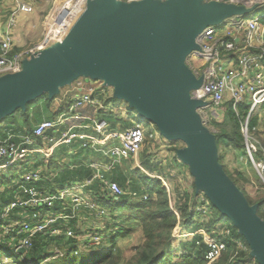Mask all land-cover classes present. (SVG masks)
<instances>
[{"label":"built area","instance_id":"2783aa9c","mask_svg":"<svg viewBox=\"0 0 264 264\" xmlns=\"http://www.w3.org/2000/svg\"><path fill=\"white\" fill-rule=\"evenodd\" d=\"M90 1L62 0L59 6L54 5L48 14L44 39L28 50L20 52L11 50L13 29L17 25L16 15L32 12L34 1L0 0V2H10L12 5L5 28L0 34V76L20 70L22 61L27 56L45 46L60 42ZM166 1L152 0L157 5ZM213 1L243 4L252 8L248 9L247 13H251L256 7L264 4V0ZM247 13L237 15L232 21L225 19L220 21V23L224 22V26L219 29L222 30L219 38L217 37L219 30H216L213 24L204 26L196 34L195 47L188 54L186 63L200 81L189 91V97L198 102L194 110L205 126L206 110H213L224 100L231 102L236 114L239 105L247 106V115L242 124V132L246 137V151L264 182V158L254 161L248 145V140L253 139L248 131V118L264 103V13L257 18H245L244 15ZM228 23H230L229 26H227ZM193 58H199L205 66L202 72H197L190 63ZM84 104L96 106L98 109L103 108L100 100L94 97L93 88H89L80 96L74 95L69 104V111ZM65 119L66 115L58 112L54 119L38 122L31 133L7 132L0 139V247L8 249L0 257V264H36V259L28 257L27 254L32 250L33 242L37 237L49 235L59 238H77L85 227H89V231H84L80 235L85 242V247L82 246L84 249L93 251L99 246H105L102 236L107 228L109 212L106 207L99 205L98 197L93 195L87 187L97 179L100 182V196L105 193L103 197L108 201L119 199L124 191L117 182L109 181L104 173L113 169L123 158L132 157L137 162L136 157L146 139V132L139 123L123 131L109 130L104 119L90 118L89 127L100 134V138L81 131V128L75 130L73 127L55 135L54 132L63 125ZM75 140L80 142L81 148L99 151L102 156L109 157L110 160L105 163L89 162L88 166L92 174L86 182H69L67 186L60 189L48 187L53 179L48 162L53 157L55 149L61 145H69ZM256 142L264 153L259 141ZM137 167L140 168L139 164ZM13 168L19 172L14 182L11 180ZM141 171L150 178L162 180L156 173L143 169ZM7 178L10 179L9 185L4 182ZM38 182L41 183L37 184ZM193 191V199L189 198L187 202L188 209L201 214L202 217H210L211 208L207 196L202 190ZM135 194L133 192V195ZM141 196L146 199L148 194L144 193L139 197ZM175 204L176 202H173L175 214L179 220L180 211ZM97 217L98 220L106 221L96 223ZM201 218H198L199 223H205L206 220H200ZM221 225L224 226L225 231L221 230L223 226L212 230L206 229L203 225L195 229H186L177 222L172 232V246L178 248L179 254H183L184 251L178 246L181 243H192L204 249L205 264L215 263L227 250V242L232 241L229 226ZM75 229L78 231L76 232ZM234 242L236 247H242L239 242ZM20 248H23V251H19ZM237 253L236 250L230 256L228 264L233 262ZM55 255L59 256L57 248L54 250ZM42 257L44 258L45 254ZM48 258H44L40 264Z\"/></svg>","mask_w":264,"mask_h":264},{"label":"water","instance_id":"95a60500","mask_svg":"<svg viewBox=\"0 0 264 264\" xmlns=\"http://www.w3.org/2000/svg\"><path fill=\"white\" fill-rule=\"evenodd\" d=\"M247 11L213 0H167L161 5L91 0L60 42L25 58L20 70L0 76V118L25 109L39 93L51 98L59 86L87 71L96 73L164 136L184 142L177 156L189 164L195 190H202L230 219L250 256L264 264V220L216 160L215 134L195 112L198 102L189 97L200 80L186 63L204 26Z\"/></svg>","mask_w":264,"mask_h":264},{"label":"trees","instance_id":"16d2710c","mask_svg":"<svg viewBox=\"0 0 264 264\" xmlns=\"http://www.w3.org/2000/svg\"><path fill=\"white\" fill-rule=\"evenodd\" d=\"M52 99L53 97L46 99L48 105L51 103ZM33 101L31 102L33 103ZM31 102L26 104L25 110L20 111V114L26 131L29 130L32 132L33 129L31 127V119L28 108L29 105H32ZM17 110L19 109L17 108L16 110H14L9 116L12 117L15 114V111L17 112ZM247 110V106L241 104L238 106V113L236 114L232 109L231 102L227 101L225 103V109L221 113L222 119L217 120L211 118V123L216 129V131H214L215 141L219 145H216L218 150L217 157L219 163L221 164V167L225 174L227 173L226 175L234 184H236L235 179L232 177V174L228 173L225 165L223 164V148L225 150L240 151V153L246 157L248 163H251L247 155L245 137L242 132V124L246 118ZM55 117H52L50 119H54ZM3 121L4 120L0 118L1 133L4 132L2 128ZM255 125L256 116L250 115L248 118V131H250V134L254 133V130L252 128H254ZM5 134L0 137L3 138ZM248 145L251 150V154L254 161L263 160L264 153L262 149L259 146L253 144L250 140H248ZM262 147L264 149L263 145ZM82 150L83 152L87 151L86 149ZM52 164L53 163L50 160L48 162V167L50 168ZM136 171L139 170L136 169ZM234 171L236 173V176L244 178L240 171L235 170V168ZM83 174L84 177L88 176L87 173ZM90 174H92V171L90 172ZM57 178H59L58 173L57 175L53 174V179L51 183L59 184V179L57 180ZM133 180L136 181L135 178H133ZM109 181L117 182L124 191V194L117 200L108 201V199H105L103 197L105 193H102V196H100L101 192L99 190L100 185H98L99 181L93 180L91 184L87 187V189L91 190L92 194L98 197L97 201H101L102 205L108 208L109 211H111L112 213L118 210L130 211V214L134 215L135 219L140 222L142 233L144 236L143 242L135 249L134 255L130 259L124 261L122 264H205V260L203 258L204 249L202 247H196L192 243H181L178 247H180V249L183 250L184 253L179 254V262H175L173 260L174 254L171 242L172 231L177 222H179V225L182 228L195 229L203 225L208 230H212V226L219 222L221 224H224L223 222L230 223V225L228 226L231 227L233 230V232H231L230 238H232V240H234L233 237L236 239H240L247 245L248 248H250L249 245L246 243L245 238L240 233H238L237 228L232 224L230 219L223 215L215 206L211 204L210 201L209 204L211 208L212 218L206 223H199L198 218H201L202 215L199 213L192 212L188 209L187 202L189 198L187 191V194H184V196L186 195L185 197H187V199L183 203L180 200V202H176L175 204V207H177L180 211L178 220L175 214V209L173 207L172 198L169 196L167 188L162 180L156 178L142 177L143 185H141V187H143V189L136 188L135 186H132L130 188L131 184L129 185L127 183L126 177L122 180L109 178ZM71 182L78 183L82 181ZM94 182H97L96 188H92V184ZM40 183L41 182H38L37 184ZM192 190H195L194 181L192 182ZM133 192H135L136 194L133 195ZM241 192L245 197L244 192L242 190ZM144 193L148 194V197L146 199H143L142 196L139 197L141 194ZM246 198L247 197H245V199ZM246 201L249 205H257L256 213L261 219L264 220V198L258 199L255 202H251L247 198ZM108 222L109 216L106 222V227H109ZM129 232L130 229L128 228H123L120 225L116 226V230L110 232L107 231V233H104L106 235L104 237L103 244H106V246H99L98 249H94L93 251H82L76 244V238H59L44 235L37 237L34 240L33 248L31 251L28 252L27 256L37 259L38 263L36 264H40V262L46 257H49V260L47 261L49 262V264H119L122 254L116 244V239L127 237ZM230 241L231 240L227 242V250L218 257V260L215 263L212 264H228L230 256L236 250L238 252L237 256L235 257V259H233V262L230 264H242L245 260H247V258H252L256 262V264H259L255 258L249 255V252L246 254L242 253V250L236 247L237 245L235 244V242L233 245L232 243H229ZM235 241L238 242L237 240ZM181 245H183L184 247H182ZM51 246L52 248H50ZM186 246L188 248H186ZM0 248L2 251L8 250L4 247ZM56 248H59V256H54V250ZM43 254H45L44 258L42 257ZM84 256H88L90 259L88 261H83ZM79 257L81 258V261L78 263L77 259Z\"/></svg>","mask_w":264,"mask_h":264},{"label":"crops","instance_id":"0c3cea01","mask_svg":"<svg viewBox=\"0 0 264 264\" xmlns=\"http://www.w3.org/2000/svg\"><path fill=\"white\" fill-rule=\"evenodd\" d=\"M221 2H224V1H221ZM224 3H231L236 6H241L244 9H252L243 4H237L234 2H224ZM53 4H54L53 0H34V8L32 12L18 13L16 15L17 25L13 29V34H12L13 50H16V51L22 50L26 46H29V45L33 46L34 44L42 40L43 33L46 28L45 18L47 14H49L50 10L53 8ZM11 6L12 5L10 2H0V34H2L5 28V25L7 23V18L10 13ZM57 6H59V3L57 4ZM263 8H264V4L259 7H256L254 10H252L251 13H247L246 15H254L256 12L260 13L263 11L262 10ZM236 16L237 15H230L224 19L232 21ZM1 18L3 20H1ZM221 33H222V30H219L217 34L218 38L221 36ZM198 62H201L199 58H193L190 61L192 65H195ZM94 75H96V73L94 72H93L92 77L88 76V74H83V75H80V77L79 76L76 77L74 80L70 81L69 83L59 86L58 93L51 100V103L47 105L45 102L46 100L44 101V103L46 104V109L45 111L42 109L40 110V111H43V114L41 117L37 118L36 120L33 119V116L35 115L34 112L36 110V106L32 107L33 106L32 105L31 108L29 109L32 129L41 120L50 119L52 117L57 116L58 112L59 114L64 113L66 115V119L63 121V125L59 126L58 130L54 132L55 135L59 134L61 131H64L68 128L73 127L75 130L77 129L80 130L81 128V131L100 138L101 137L100 134L90 129L89 127L91 123L89 120L90 118L91 119L93 118L104 119L107 124V129L117 130V131H123L124 129H127L131 127L133 124L137 123L135 119L129 116L131 115L130 113L132 112L131 111L132 108L129 106L127 101L116 96L114 86L105 83L103 78L94 76ZM89 88H93L94 97L100 100V102L103 104V108L98 109L96 108V106H92L90 104H84L83 106L79 108L69 111V104L71 102L72 97L74 95L80 96L81 94L86 93ZM41 104H42L41 102L38 103L39 106ZM50 105L51 107H49ZM18 109L19 110H17V112L15 111V114L12 117L9 116L10 114L2 117V120H4L2 123V128L4 132L3 133L0 132L1 133L0 136H3V134L7 132H11L15 134L31 132L29 130L26 131L25 126L18 125L17 115H19L20 118H22L20 111L25 110L22 108H18ZM133 111L135 110L133 109ZM255 116H256V125L254 126V131L256 133H254V137H258L260 140V141L258 140L260 143V146L262 145L264 146V103L259 106V108L257 109V114ZM0 139L2 138L0 137ZM75 143H78L80 146V142H78L77 140L73 141L69 145H72ZM180 145L181 143L177 145L173 142V140L167 138L163 134L161 135L157 134V137L155 140L153 139V142L145 143L143 145V147L140 150L139 156H137L136 158L140 162L141 166L144 167V169L150 173L160 172L161 170L163 172L165 168L167 167H170V169L171 168L174 169L177 166V168L186 171L187 177L189 175V182H190V180L192 179V176L190 175L192 174L190 173L191 170H190L189 164L185 160H183L181 157L177 156L176 154V146H179L181 148L184 146V144L183 146L182 145L180 146ZM61 146H67V145H61ZM163 149L165 150V153L166 152L172 153L171 157H173V159L170 157V159L167 160V162H165V159H162V160L157 159L156 151L163 150ZM84 153H86L87 158L90 159L89 162L105 163L110 160L109 157H104L101 155L99 151H96L93 149L84 151ZM158 153L162 155L161 152H158ZM51 161L53 164L50 167V170H51L50 172L55 175H57L58 173L59 178H57V180L59 179V184L50 183L49 187H54V188L59 187L60 189V188H64L65 186H67L69 182L71 181H78V180L71 179L72 176H74L73 172L69 173L68 171H66V174H64L66 176H63L62 174H60L59 171L55 169V165L58 164L59 162L56 161L53 157L51 158ZM120 164H121V160H120ZM145 167L148 169H146ZM119 168H118V165H115L113 169L104 173L106 174L105 177L108 180L109 178L122 180L125 176H127V174L130 173L131 171L130 168H133V167L125 168L121 166V168L120 169ZM86 169L88 171H84L83 169L81 170L80 175L82 177L83 173H87L88 176L82 177L83 179L80 180L82 182H78V183H83L86 180H89L91 178L90 176L91 169L89 168V166ZM189 189H190V186L189 188H187V190L189 191ZM80 223L82 224V222Z\"/></svg>","mask_w":264,"mask_h":264},{"label":"rangeland","instance_id":"374dc122","mask_svg":"<svg viewBox=\"0 0 264 264\" xmlns=\"http://www.w3.org/2000/svg\"><path fill=\"white\" fill-rule=\"evenodd\" d=\"M53 1H54L53 6L54 5L57 6V4L58 3L60 4L62 0H53ZM120 1H122V0H120ZM33 8H34V4H33ZM262 10L263 11L260 12V13L256 12L254 15H244V17L245 18H249L250 16H252V17H256L257 18V17L261 16L264 13V8ZM48 17L49 16L47 14V16L45 18L46 28H45V31L43 33L42 40L44 39L45 34H46ZM1 20H3V19L1 18ZM7 20H8V18H7ZM229 25H230V23L227 24V26H229ZM213 26H214V28L216 30H219V29H221L224 26V22L215 23V24H213ZM12 42H13V40H12ZM30 47H32V46L31 45L26 46L24 49L19 50V51L20 52L26 51ZM11 50L13 51V43L11 45ZM193 67L197 70V72H202L203 69L205 68V66L202 65V62H198L197 64L193 65ZM188 69H189V67H188ZM85 74H88V76H90V77L93 76V72L92 71H87ZM94 76L100 77L99 75H94ZM54 96H52V97L54 98ZM49 98H50V96H49V94L47 92H42V93L37 94V96L34 97V99H32V100H34L33 103H32L33 106L29 105L28 108L30 109L31 106L32 107L36 106V110L34 112L35 115L33 116L34 120H36L37 118L42 116L43 111H40V110L42 109V110L45 111L46 104H47V100L46 99H49ZM118 100H120V99H118ZM44 101L46 102V104L44 103ZM40 102L42 104L39 106L38 103H40ZM226 102H227V100H224L220 105L215 106L213 110L212 109L211 110H209V109L206 110L207 111V119H206L205 123H206L207 128L210 129L213 132L216 131V129L213 127V125L211 123V118L217 119V120L218 119L219 120L222 119L221 113L225 109V103ZM208 104H210L209 101H208ZM49 107H51V105ZM131 111H132L130 113L131 115H129V116L131 118L135 119L137 123L141 124L143 126V129L146 132V136L147 137H146L143 145L145 143L153 142V139L154 140L156 139L157 134L158 135L163 134L162 129L159 128L155 123H153L150 120L140 116L135 111H133V109H131ZM44 114H45V112H44ZM256 114H257V111L253 112V114H251V115H256ZM17 116H18V120H17L18 125L24 126L22 118H20L19 115H17ZM254 133H256V132L254 131ZM254 133H252V134L249 133L250 137L253 138V139H249V140L253 144L259 146L258 143L256 142L258 137H254ZM258 140H259V138H258ZM173 142L175 144H177V145H179L181 143L182 146L184 144V143H182L183 141L181 142V139H173ZM215 144L218 145L216 143V141H215ZM180 149H181V147L176 146V154L177 155H178V151ZM220 149H221V147H220ZM158 152H161L162 155L159 154ZM156 153H157V159H160V160L165 159V162H167V160H169L171 155H172V153H169V152L165 153L164 149L156 151ZM139 154H140V152L138 153V156H139ZM217 154H218V150H217ZM223 154H224L223 164L225 165L228 173L232 174V177L235 179L236 184H237V185L236 184L235 185L237 186V188L239 190H242L244 192L245 197H247L251 202H255L258 199L264 198V182L259 177L258 172H257L254 164L252 162L249 164L247 159H246V157L244 155H242L240 153V151H238V150H225L223 148ZM53 158L56 161L59 162L58 164L55 165V169H57L60 174H62L63 176H66V175H64V174H66V171H68L69 173L73 172L74 176H72L71 179L80 181V180L83 179L82 177H84V174H82V177L80 175L81 170L84 169V171H88L86 168H88V163H89L90 159L87 158V154L83 152V150L81 149V147L79 146L78 143H75V144H72V145H67V146H61V147L56 148L55 151H54ZM171 158L173 159V157H171ZM216 160L219 163V160H218L217 156H216ZM137 161H138V159H137ZM137 164H140V162L137 163L135 161V159L132 158V157L123 158V159H121V164L120 163L118 164V168L119 167L121 168V166H123L125 168L133 167V168H130V170H131L130 173L127 174V176H125L126 180H127V183L129 185L131 184L130 188L132 186H135L136 188H140V189L142 188L143 189V187H141V185H143L142 177L144 178V177H148V176L146 174H144V172L141 171L142 169L145 170L144 167H142L141 164H140L139 165L140 168H141V170H140V168L137 167ZM219 165H220V163H219ZM234 168H235V170L240 171L244 178L236 176ZM136 169L139 170V171H136ZM146 169H148V168H146ZM11 170H12L11 172L13 173L11 180H12V182H14L16 180L17 176L19 175V172H18V170L16 168H13ZM156 174L159 175V177H161L162 181H164L165 186L167 188V191L169 192V196L172 198V201L174 203L175 202L178 203V202H180V200L183 203L187 199V197H185L186 195L184 196V194L188 191L187 188H189V186H190V189H189L190 192L188 194V198L193 199L194 191L192 192V188H191V186H192L191 184L193 182V177H192V179L190 178L191 180L189 182V175L187 177L186 171H184L182 169H179L176 166L174 169L173 168L170 169V167H167V168H165V170L163 172L161 170L160 172H156ZM190 176H192V175H190ZM133 178H135L136 181L133 180ZM148 178H150V177H148ZM172 179H174V180H172ZM96 181H97V179H96ZM4 182H5L6 185H9L10 184V179H8V178L4 179ZM98 185H100V182L98 183ZM96 187H97V182H94L92 184V188H96ZM84 192L87 193L86 191H84ZM98 203H99V205L103 206L101 201H99ZM106 209L109 212V222H108L109 227H107L105 233H107V231L110 232V231L116 230V226H118V225L122 226L123 228L130 229V232H129L127 237L116 239V244L119 247V249L121 251V254H122L119 264H122L124 261L130 259L134 255L135 249L144 240L142 229L140 228L141 224H140V222L138 220L135 219L134 215L130 214V211H128V210H118V211H114L112 213L111 211H109L108 208H106ZM211 218H212V216H210V217L209 216L208 217L204 216L200 220H206V222H207ZM96 220H97L96 223H100V222H105L106 221V220H103V219H99L98 220V217L96 218ZM223 223L226 224L227 226L230 225V223H226V222H223ZM100 226H102V225H100ZM220 226H223V225H221V223L219 222V223H216L214 226H212V228H215V227L219 228ZM229 228L231 229V232H233L232 228L231 227H229ZM221 230L225 231L224 226L221 228ZM75 231L77 232L78 229H75ZM81 231L82 232L79 233V235L76 238L77 239V246H79V248L82 251H84V250L88 251V250L83 248V247H85L84 246L85 242L83 241L84 239H82L83 236H80V235H82L84 233V231L85 232L89 231V227H85ZM76 235H77V233H76ZM105 235L106 234L103 233L102 241H104ZM233 239L234 240L230 241L229 243H232L234 245V241L237 240L243 247L242 248L240 246V250H242V253L246 254V253L249 252V255H250V248H248L247 245L242 240L236 239L234 237H233ZM105 246H106V244H105ZM181 246L184 247L183 245H181ZM50 248H52V246ZM186 248H188V247L186 246ZM177 249L178 248L173 247V254H174L173 260L175 262H179L180 261V257H179L180 255H179V252H178ZM5 252H6V250L2 251L1 248H0V257ZM89 259L90 258L88 256H84L83 261H88ZM48 260L49 259L44 261L42 264H44L45 262H46L45 264H49V262H47ZM53 261H55V260H53ZM77 261L79 263L81 261V258L79 257L77 259ZM35 263H37V259L35 260ZM21 264H24V263H21ZM242 264H256V262L252 258L251 259L247 258V260H245L244 263H242Z\"/></svg>","mask_w":264,"mask_h":264},{"label":"bare ground","instance_id":"6f19581e","mask_svg":"<svg viewBox=\"0 0 264 264\" xmlns=\"http://www.w3.org/2000/svg\"><path fill=\"white\" fill-rule=\"evenodd\" d=\"M227 174V173H226Z\"/></svg>","mask_w":264,"mask_h":264}]
</instances>
